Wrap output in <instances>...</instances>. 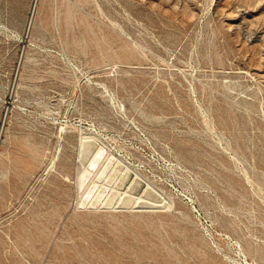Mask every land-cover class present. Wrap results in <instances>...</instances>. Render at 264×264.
Wrapping results in <instances>:
<instances>
[{"label": "rangeland", "instance_id": "obj_1", "mask_svg": "<svg viewBox=\"0 0 264 264\" xmlns=\"http://www.w3.org/2000/svg\"><path fill=\"white\" fill-rule=\"evenodd\" d=\"M0 264H264V0H0Z\"/></svg>", "mask_w": 264, "mask_h": 264}, {"label": "bare ground", "instance_id": "obj_2", "mask_svg": "<svg viewBox=\"0 0 264 264\" xmlns=\"http://www.w3.org/2000/svg\"><path fill=\"white\" fill-rule=\"evenodd\" d=\"M86 145H87V144H86ZM86 145H85V147H82V148H83V150H86V147H87ZM81 155H82V154H81ZM125 205H126V204H125ZM125 205H124V206H125Z\"/></svg>", "mask_w": 264, "mask_h": 264}]
</instances>
